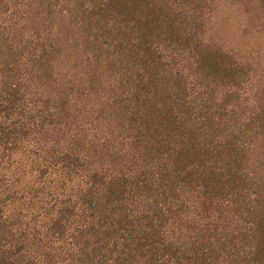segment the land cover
Instances as JSON below:
<instances>
[{"label": "trees", "instance_id": "obj_1", "mask_svg": "<svg viewBox=\"0 0 264 264\" xmlns=\"http://www.w3.org/2000/svg\"><path fill=\"white\" fill-rule=\"evenodd\" d=\"M0 264H264V0H0Z\"/></svg>", "mask_w": 264, "mask_h": 264}]
</instances>
